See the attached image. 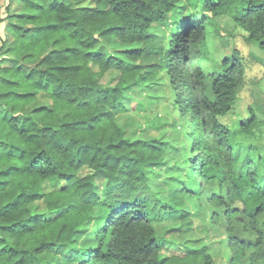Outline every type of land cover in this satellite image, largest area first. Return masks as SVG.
<instances>
[{
  "label": "clouds",
  "instance_id": "obj_1",
  "mask_svg": "<svg viewBox=\"0 0 264 264\" xmlns=\"http://www.w3.org/2000/svg\"><path fill=\"white\" fill-rule=\"evenodd\" d=\"M0 264H264V0H0Z\"/></svg>",
  "mask_w": 264,
  "mask_h": 264
},
{
  "label": "trees",
  "instance_id": "obj_2",
  "mask_svg": "<svg viewBox=\"0 0 264 264\" xmlns=\"http://www.w3.org/2000/svg\"><path fill=\"white\" fill-rule=\"evenodd\" d=\"M9 203L11 204L12 202L10 201Z\"/></svg>",
  "mask_w": 264,
  "mask_h": 264
}]
</instances>
